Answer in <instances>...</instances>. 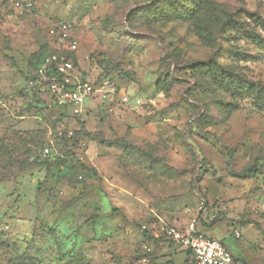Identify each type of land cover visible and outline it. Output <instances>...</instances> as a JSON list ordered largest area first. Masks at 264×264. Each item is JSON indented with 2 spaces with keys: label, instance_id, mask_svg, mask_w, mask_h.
Segmentation results:
<instances>
[{
  "label": "rangeland",
  "instance_id": "rangeland-1",
  "mask_svg": "<svg viewBox=\"0 0 264 264\" xmlns=\"http://www.w3.org/2000/svg\"><path fill=\"white\" fill-rule=\"evenodd\" d=\"M63 23L125 104L24 93ZM170 206L264 264V0H0V264H194L149 234Z\"/></svg>",
  "mask_w": 264,
  "mask_h": 264
},
{
  "label": "built area",
  "instance_id": "built-area-1",
  "mask_svg": "<svg viewBox=\"0 0 264 264\" xmlns=\"http://www.w3.org/2000/svg\"><path fill=\"white\" fill-rule=\"evenodd\" d=\"M54 38L56 48L42 58L34 78L25 83L24 93H29L30 99L34 102L38 100L46 107L68 108L72 115L86 114L97 105L106 111L115 101L120 104L128 101L127 95L117 91L109 79L90 80L78 71V67L67 56V53H73L77 48L67 24L59 26ZM44 153L50 152L45 149ZM200 210H207L204 202H201ZM195 223L185 228L165 226L163 233L183 249L189 250L194 264H237L220 240L198 232ZM143 249H149V241L143 244Z\"/></svg>",
  "mask_w": 264,
  "mask_h": 264
},
{
  "label": "crops",
  "instance_id": "crops-1",
  "mask_svg": "<svg viewBox=\"0 0 264 264\" xmlns=\"http://www.w3.org/2000/svg\"><path fill=\"white\" fill-rule=\"evenodd\" d=\"M196 210L197 209H194V214L191 215V216H195L196 215ZM172 211L171 210V206H170V209L168 210L167 213H164L161 214V215H156L157 218L160 220H156V219H153L149 225H148V230H149V234L152 236V237H158L162 231H163V228L165 226H175L177 228H185L191 221V216H187L188 214H185V212H181V209H178L176 208L174 210V213H177L176 211L180 212V216L182 215V217L180 219H178V215L176 214L174 217L172 216ZM156 214V213H155ZM186 218H185V217ZM184 217V218H183ZM216 223H214L212 226L216 225ZM198 231L203 234V235H207V233L204 231L205 229L204 228H208V227H202V226H199L197 227ZM209 237V236H208ZM221 240V239H220ZM228 249L229 247L227 245H225ZM180 250H185L183 249L182 247H180ZM179 251V250H178ZM230 252H232L230 249H229ZM233 254V253H232ZM235 257H239V255H236V254H233Z\"/></svg>",
  "mask_w": 264,
  "mask_h": 264
},
{
  "label": "trees",
  "instance_id": "trees-1",
  "mask_svg": "<svg viewBox=\"0 0 264 264\" xmlns=\"http://www.w3.org/2000/svg\"><path fill=\"white\" fill-rule=\"evenodd\" d=\"M54 49H50L48 46H47V44H42L41 45V48H40V51H39V53H38V55L36 56V58H35V60L32 62V64H31V70H30V73L29 74H27V75H25V81H28L29 79H32V78H34V72H35V70H36V68H37V65L41 62V60H42V58L45 56V55H47V54H49L51 51H53ZM67 56L68 57H70L71 59H72V61H73V63H74V65L76 66V67H78V65H77V61H76V58H75V56L73 55V53H67ZM105 77H107V76H105ZM110 81L112 80V78H108ZM24 89V88H23ZM35 104H41V102L40 101H35L34 102ZM58 108H61V107H58ZM74 116H76V115H74ZM254 170L255 169H253V168H250L249 169V171L248 172H254ZM255 172H256V170H255ZM218 220H213V222H211L209 225H213L214 223H216ZM172 241V240H171ZM223 244H224V242L222 241V240H220ZM225 245V244H224ZM229 250V249H228ZM185 251H187L189 254H190V251L189 250H185ZM231 254H232V252H231ZM232 256H233V258H234V261H235V263H237L238 264V262H237V259L235 258V256L232 254Z\"/></svg>",
  "mask_w": 264,
  "mask_h": 264
}]
</instances>
